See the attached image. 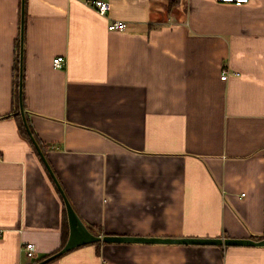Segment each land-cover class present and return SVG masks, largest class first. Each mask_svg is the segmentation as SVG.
<instances>
[{"label":"crops","instance_id":"0c3cea01","mask_svg":"<svg viewBox=\"0 0 264 264\" xmlns=\"http://www.w3.org/2000/svg\"><path fill=\"white\" fill-rule=\"evenodd\" d=\"M104 1L27 2L25 117L65 197L101 235L264 238V0ZM21 16L0 0V264L62 248L67 212L7 116ZM48 264H264V246L91 243Z\"/></svg>","mask_w":264,"mask_h":264},{"label":"water","instance_id":"95a60500","mask_svg":"<svg viewBox=\"0 0 264 264\" xmlns=\"http://www.w3.org/2000/svg\"><path fill=\"white\" fill-rule=\"evenodd\" d=\"M25 0H22V16H21V68L23 62V49H24V21H25ZM22 69H21V77H22ZM20 105H21V114L23 116L25 125L31 135V138L46 162L44 154L35 140L32 132L29 129L27 119L25 117V110L22 105V78L20 81ZM48 166V163L46 162ZM53 178L55 179L58 187L63 193L60 184L58 183L56 177L48 166ZM64 195V193H63ZM65 203L67 208V215L69 221V237L66 244L55 254L47 257L37 264H45L57 257L86 244L96 243V242H106V243H185V244H209V245H226V246H264V238L263 239H239V238H160V237H142V236H122V235H96L90 231L85 222L80 218L77 214L69 200L65 197Z\"/></svg>","mask_w":264,"mask_h":264},{"label":"trees","instance_id":"16d2710c","mask_svg":"<svg viewBox=\"0 0 264 264\" xmlns=\"http://www.w3.org/2000/svg\"><path fill=\"white\" fill-rule=\"evenodd\" d=\"M169 1V9L178 6L182 0H168ZM27 2L28 0H25V21H24V39H25V30H26V22H27ZM184 7H186L185 5H183ZM24 50V49H23ZM21 38L18 40V45H17V56H16V65H15V72H14V80H15V87H14V94H13V110L10 114H8L7 116H17L18 118V126L20 129V132L25 135L30 141H32L31 135L25 125V122L22 119L21 113H20V109H21V105H20V81L22 78V105L24 107V110L26 112V105H25V70L23 67V62H22V68H21ZM21 69L23 71L22 73V77H21ZM6 117V116H4ZM28 122V126L30 131L32 132V135L34 136L35 140L37 141L38 144H40V147L45 150L43 148V145H41V142L39 141L33 127L31 126V124ZM99 229V228H98ZM90 231L96 235H101L102 232L101 230H94V229H90ZM69 237V223H68V218H67V212L65 209V217H64V228H63V245L62 247L66 244L67 240ZM263 237H259V236H254V239L259 240L262 239ZM101 243H106V242H96L94 244H96L97 246L101 245ZM61 249V248H60ZM60 249L49 253L45 256H43L42 258L35 260L32 264H37L39 262H41L42 260L46 259L47 257L55 254L56 252H58ZM49 263V262H48ZM47 263V264H48Z\"/></svg>","mask_w":264,"mask_h":264},{"label":"built area","instance_id":"2783aa9c","mask_svg":"<svg viewBox=\"0 0 264 264\" xmlns=\"http://www.w3.org/2000/svg\"><path fill=\"white\" fill-rule=\"evenodd\" d=\"M226 3H234L236 5H243L245 3H249L250 0H218ZM87 3L90 4L96 11L101 15H107L112 8V5L109 1L104 0H87ZM126 28V23L123 21H115L109 25V29L114 31H123ZM66 64V60L64 57H57L54 59V65L56 67H62ZM227 74L222 76V79H227ZM24 251L26 255L33 259L36 257V246L34 243L28 242L24 245Z\"/></svg>","mask_w":264,"mask_h":264},{"label":"rangeland","instance_id":"374dc122","mask_svg":"<svg viewBox=\"0 0 264 264\" xmlns=\"http://www.w3.org/2000/svg\"><path fill=\"white\" fill-rule=\"evenodd\" d=\"M174 8V7H173Z\"/></svg>","mask_w":264,"mask_h":264}]
</instances>
